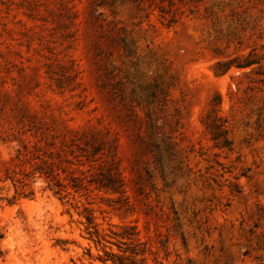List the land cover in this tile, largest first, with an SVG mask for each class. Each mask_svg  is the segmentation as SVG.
Masks as SVG:
<instances>
[{"label": "rangeland", "instance_id": "374dc122", "mask_svg": "<svg viewBox=\"0 0 264 264\" xmlns=\"http://www.w3.org/2000/svg\"><path fill=\"white\" fill-rule=\"evenodd\" d=\"M84 208L144 264H264V0H0V264H110Z\"/></svg>", "mask_w": 264, "mask_h": 264}, {"label": "trees", "instance_id": "16d2710c", "mask_svg": "<svg viewBox=\"0 0 264 264\" xmlns=\"http://www.w3.org/2000/svg\"><path fill=\"white\" fill-rule=\"evenodd\" d=\"M221 131V128H218ZM47 175H45L46 177ZM78 179L73 177L71 183L62 184L61 182H54L53 192L56 194H61L65 191L66 186L77 191L80 187L79 182H76ZM75 181V182H74ZM112 183V182H107ZM103 187H108L106 182ZM82 212L85 219V230L88 234L89 239L95 244L99 245L103 251V256H98V259L103 262H110V264H144L145 248L141 247L144 244V241H141L138 237L139 231L135 226H121L120 230L113 229L110 230L112 234L108 237L106 234L101 233L97 226V223L94 222V217L92 215L91 209L84 208ZM4 235L0 228V257L3 255L4 251L1 247V241ZM111 245H115L117 252H114L111 249Z\"/></svg>", "mask_w": 264, "mask_h": 264}]
</instances>
